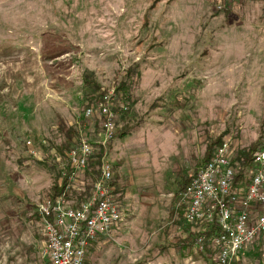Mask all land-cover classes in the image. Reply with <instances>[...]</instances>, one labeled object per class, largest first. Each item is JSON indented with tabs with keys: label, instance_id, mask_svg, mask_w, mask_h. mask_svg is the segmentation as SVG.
Masks as SVG:
<instances>
[{
	"label": "rangeland",
	"instance_id": "obj_1",
	"mask_svg": "<svg viewBox=\"0 0 264 264\" xmlns=\"http://www.w3.org/2000/svg\"><path fill=\"white\" fill-rule=\"evenodd\" d=\"M88 75L128 112L105 147L97 123L90 136L124 197L120 228L86 264H219L185 242L205 226L186 221L179 190L215 141L234 164L264 143V0H0V264L41 262L38 205L88 123L85 93L104 97ZM228 264H264V236Z\"/></svg>",
	"mask_w": 264,
	"mask_h": 264
},
{
	"label": "built area",
	"instance_id": "obj_2",
	"mask_svg": "<svg viewBox=\"0 0 264 264\" xmlns=\"http://www.w3.org/2000/svg\"><path fill=\"white\" fill-rule=\"evenodd\" d=\"M116 96L115 90H108L100 101L87 106L88 123L65 158L58 159L63 171L61 184L71 171L69 184L63 194L38 205L45 247L41 262L35 264H85L89 249L120 228L123 212L113 184V168L104 159L98 168L99 178L91 183L85 199L74 201L70 195L81 192L77 183L96 154L90 138L96 123L103 140L100 145L105 147L116 137L120 113L128 112V106L120 104ZM238 172L225 142L216 147L179 197L186 221L205 226L198 243L203 244L205 234L214 232L211 247L219 264H228L264 236V147L256 152L237 185Z\"/></svg>",
	"mask_w": 264,
	"mask_h": 264
},
{
	"label": "trees",
	"instance_id": "obj_3",
	"mask_svg": "<svg viewBox=\"0 0 264 264\" xmlns=\"http://www.w3.org/2000/svg\"><path fill=\"white\" fill-rule=\"evenodd\" d=\"M134 73H132V75ZM85 82H86V89L87 90H90L91 92H96V93H100L101 92L100 85H98L95 81H93L89 75L86 76ZM124 84H122V87L121 88H122V90H124V91L127 92L128 85L127 84L124 85ZM84 99H85L84 102L87 104V106H90V105H92L95 102H98V101H92L91 96H90V94L88 92L85 93ZM97 127H99V122L97 123ZM67 128L68 127L66 125H64V123H62V122L60 123V133L63 136H67L68 139H72L71 133H73V131H72V129L70 127L68 129ZM222 144H223L222 138L219 139V140H217V141H215L214 143L211 144V146L208 149V152H207V156L205 158V161H204L205 164L210 160V158L212 156V153L214 152L215 147L216 146H221ZM262 147H264V143L258 141L256 144H254L249 149L243 150L241 153H239L238 158H237V162L235 161L237 163V164L235 163L236 168L239 170L238 179H237V182H236L237 185L240 184V182L243 181L244 174H245V169L249 165L252 164L254 155ZM64 148L70 149L71 147L67 143H65L63 145V147H62L61 150H63ZM103 155H104L103 154V151H101L99 153H96L94 155V157L90 160L87 176H91L92 175V177H94L95 179L99 178L98 168L102 164ZM70 174H71V171H69L68 172V176H66L63 179L62 184L60 182V179L59 180L56 179V185H55L53 197L60 196L61 194H63L65 192V190L67 188V185L69 184V175ZM196 174H195V176H196ZM195 176L187 177L185 179V181L183 182V184L181 185L179 192L184 191L186 189V187L188 186V184L193 180V178ZM113 184L116 185V182H115V174L113 176ZM116 196H117L118 201L119 202H122L123 197H124V194L120 190H118V189H116ZM175 215H176V211L173 208V211L171 212V220L172 221L175 219ZM213 235H214V232H209V233L205 234V240L203 242V247H204V250L207 251V253H211L212 252V253L215 254V252L214 251H211V248H210L211 247V240L213 238ZM200 237H202V234L201 233H199L198 235H196V239H194L193 237H188L185 240V242L189 246L195 247V245L198 243L197 240H199Z\"/></svg>",
	"mask_w": 264,
	"mask_h": 264
},
{
	"label": "crops",
	"instance_id": "obj_4",
	"mask_svg": "<svg viewBox=\"0 0 264 264\" xmlns=\"http://www.w3.org/2000/svg\"><path fill=\"white\" fill-rule=\"evenodd\" d=\"M93 246H94V245H93ZM93 246H92V247H93ZM92 247H91V248H92ZM91 248H90V249H91ZM90 249H89V251H90ZM89 251H88V253H89ZM86 260H87V257H86ZM85 264H86V263H85Z\"/></svg>",
	"mask_w": 264,
	"mask_h": 264
}]
</instances>
